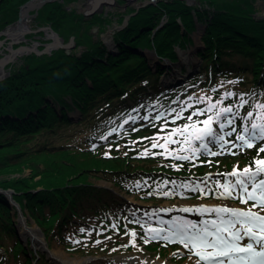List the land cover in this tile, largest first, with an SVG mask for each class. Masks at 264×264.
<instances>
[{"label": "trees", "instance_id": "obj_1", "mask_svg": "<svg viewBox=\"0 0 264 264\" xmlns=\"http://www.w3.org/2000/svg\"><path fill=\"white\" fill-rule=\"evenodd\" d=\"M25 1L0 0V30L18 18ZM253 11L252 0L144 3L130 8L124 25L112 30L115 49L110 50L88 30L95 18L103 30L108 17L94 14L87 20L89 17H81L74 8L67 9L64 1L45 0L33 13L34 24L49 25L64 40L83 27L77 42L84 46L78 54L63 48L26 53L0 79V174L10 176L0 180V264H32L26 250L33 254L19 237L11 214V208L14 214L17 209L10 206L5 189L12 190V198L22 212L27 208L52 235L59 230L67 235L63 226L73 217L74 226L81 218L111 225L109 232L118 234L127 226L152 221L141 215V206L94 180L110 181L138 198L155 201L165 197L169 189H161L164 178L202 177L209 171L253 168L256 160H264V152L258 151L261 145L246 148L238 155L202 154L189 160L165 154H103L107 143L126 145L136 137L140 147L147 144L149 139L142 140V133L153 132L164 118L100 138L122 121L137 97L156 89L161 71L152 70L145 55L134 48L149 47L173 60L177 56L172 43L185 46V41H190L188 33L198 28L203 31L204 45L197 51L201 58L199 73L188 79L190 85L200 82L193 90H208L210 83L238 76V83L244 86L241 92H261L264 100V16H255ZM162 19L153 30L154 23ZM223 88L220 84L217 90ZM178 91L163 97L171 99ZM243 107L248 109L250 104ZM75 109L80 112L78 124L68 115ZM259 117L264 120V116ZM237 119L238 126L241 118ZM135 182L141 185L136 187ZM193 192L201 194L198 189ZM78 232L83 233L79 228ZM96 235V228L90 229L89 239ZM34 263L50 264L41 250Z\"/></svg>", "mask_w": 264, "mask_h": 264}, {"label": "rangeland", "instance_id": "obj_2", "mask_svg": "<svg viewBox=\"0 0 264 264\" xmlns=\"http://www.w3.org/2000/svg\"><path fill=\"white\" fill-rule=\"evenodd\" d=\"M61 1L65 2L67 9L74 8L78 14H81L84 9L89 7L92 0ZM147 1L148 0H132L127 5H124L123 2L120 3V0H115L113 3L101 4L99 6L101 8L100 12L96 14L98 17H108L109 22L104 26L105 28L101 30L100 26L95 21L98 18L93 19L94 21L90 24V26L88 25L90 34L95 39L102 40V42L106 44L110 50H114L115 46L110 44L111 40L109 38L113 30L112 24L121 26L125 23L128 15L127 11L130 8H135L140 4L146 3ZM153 1L157 2L158 0ZM184 1L188 3H196L199 0ZM43 2H40L39 0L40 5ZM252 3L254 4L253 14L258 17L264 16V0H252ZM33 10L34 8H31L28 14V24L30 30H27L20 39L13 40L6 33H0V40H2V43L0 44V59L6 58L9 55L11 56L9 60L3 63L2 67L0 65V75L3 71L4 74H6L9 68L15 67L20 62L19 59L21 55L29 53L27 50H23L22 52H18L13 55L10 51V48L14 49L20 45L25 44L32 46V44H34L36 49L43 50L46 44L54 41L52 32L46 26H43L45 28L35 30L37 29V26L34 24L33 19L31 18V13H34ZM86 19L88 20L90 17ZM154 20L155 19H153V21ZM163 21L164 20L162 19L155 22V25H153V30L159 27ZM11 25L12 24H9L8 27ZM83 30L84 28L82 27L78 30V32L75 31V37L68 48V52H75L77 54L80 53L84 45L83 43L77 42V39L80 37ZM202 33V30H194V32L190 34L191 41L189 43L185 41L186 45L182 47V51L177 53V59L174 62L165 61L166 57L159 59L154 53H152V50L150 49L148 50L143 48L141 50H135L141 54H145L147 62L149 66L152 67V70L161 71L157 78L158 82H156V89L149 91L141 97H137L134 107L131 108L129 112L122 118V121L118 124H113L109 131L101 135L100 138L105 139L111 132H121L128 128H133L136 125L142 126L149 124L151 121L154 122L159 118H164V120H160V122H158L156 129L153 132L142 133V140L145 138L149 139L147 144L140 147V145H137L139 144V139L136 137L128 140L126 145L121 143H118L117 145L107 143L104 145L103 154L109 155L111 153H117L121 151L125 152L126 154H133L134 156L141 157L165 154L166 156H173L177 158L180 155H186L194 159L201 154H205L203 147H201V141L192 139L191 136L186 138L180 133L174 132V129H183V126L188 124V131L191 133L193 131L192 125L195 124L197 129L211 126L213 131L221 135L227 132H232L231 136L226 135L227 139H225V141L227 144L223 149H221L218 144L209 143L208 138H205L204 143L208 145V149H210V151H220V153H224L229 152L235 147L241 145V142L236 140V137L238 135L247 136V134L244 132L245 127L251 129L252 123L264 124V120H260L259 117V115L264 116V108L259 107L260 105H264L261 92H250L248 94L241 92V89H243L244 86H242L243 84L241 85L238 83V76L231 79H221L219 82L225 88L219 90H217L220 85L219 82L215 84L210 83L208 90H193V88L198 86L200 83L199 81L191 83V85L188 84V79L199 73L201 61L199 55L196 52L198 49L203 47V43L201 41ZM66 41V39L64 40L62 38V45L65 44ZM186 55L189 56V60L185 57ZM173 90L179 91L171 99L165 100L163 95H168ZM215 90L218 92L215 93ZM229 93L233 95H227ZM241 98L243 101H245V103H242ZM226 99H229V101L225 102ZM218 101L219 103H217ZM246 103L250 104L248 109L243 107V105ZM212 104H216V107L211 108L210 106ZM226 107H232L233 113L220 114V110ZM249 112L252 113V116L250 117L248 116ZM218 114H220L219 120H217ZM68 115L76 124L80 122V114L75 110L69 111ZM233 115L234 123L221 130L219 128V123L224 122L226 116L228 118H233ZM189 117H191V119H189ZM209 117L212 119L209 120ZM237 117L241 118V123L238 125L239 129L237 128L238 130L236 131V122H238ZM245 119L249 120L248 124L243 123ZM205 120H209V125L202 123ZM197 121L200 123H197ZM233 129L235 130L233 131ZM169 140L175 142L169 143ZM188 141H190V143ZM154 143L158 146L153 147ZM261 144L264 145V141H262ZM130 145H134V147L129 148ZM136 145L137 147H135ZM159 145H165L166 147H160ZM189 147L198 150L195 155L187 150ZM145 153H147V155H145ZM234 170L238 172L243 171V169L240 170L236 167L233 168L231 172L209 171L207 175L211 178L208 184L200 183L199 180H197L199 178H203L204 176H177L175 178L173 177L171 180L164 178L163 181H161L160 186L161 189L166 187L169 188L166 191L167 195L155 201L148 198L147 200L138 198L134 194L127 193L120 187L114 186L110 181L104 179H92L99 185L111 187V190L125 199H128L129 202L141 206L142 216H149V220L152 221V224H155V222L167 224L170 228L169 230L148 225L149 223L144 225L142 222L137 226H127L125 229L119 231L118 234H112L109 232L111 225H101V222L95 223L92 220L85 221L81 218H78L76 221H78L80 224L77 226L75 225V227L74 224L71 223L76 218L73 217L71 220H69L66 226H63L64 230L66 229L65 231L67 232L68 236L64 233L65 231L63 232L64 234H61V230H59V232L56 231L52 235V233L50 234V232H46L37 223V221L31 217L27 208L23 209V212L19 208L15 216L14 209L11 208V214H13L14 219L16 220L15 223H17L16 226L18 228L19 236L22 242L26 243V241H28L30 238V241L27 243L31 250H42L47 255L50 262H54V258H52L54 257V252V254L60 260L67 263L74 262V264L77 262L74 260H80L76 264H83L84 262L82 263V260H87L88 263L86 264H122L123 262H127V264H136L138 263L136 261L138 257L147 258L153 262L162 261L167 264H196L197 257L190 253L189 249L185 248L183 243H178L179 241L181 242V236L179 234L182 231L187 229V234H191V229L188 228V225L195 223L199 228L203 227L206 223L203 221L200 215L196 214V212L193 210H190L189 206L195 205L196 207L201 208H205L206 206V208L209 210L210 208L207 206L213 205L222 208L231 206L232 204L233 206H236V208H241L244 210L252 208L253 206V201H248L247 204H244L241 203L240 198L232 199L220 195V193L225 191L224 186L227 185V183L229 185H234L236 183V177L230 175V173H232ZM252 170L255 171V168ZM29 172L30 170L27 169L26 173ZM219 173L224 174L226 178L230 176L232 177L228 179V182L226 179H224V186L220 189H217V192L212 190L211 186L213 183L212 179L220 176L221 174ZM7 178H10V176L6 174H0V180ZM260 179H264V173L257 177V183ZM219 180H223V178ZM135 185L136 187H139L141 182H135ZM154 187L158 188L157 186ZM207 187H209L210 190H208ZM196 188H203V193L196 195L193 192ZM249 191H252L251 185H249ZM185 209H187V211ZM257 210L258 209L253 208V211ZM18 213L22 216L23 226L31 227L33 224H37L40 229H42L46 244L41 243L42 241H39L37 236L35 239L33 234V236L30 237L28 233H25V229L17 219ZM223 214L227 215L226 213L222 212H217V214L214 215L218 218L223 216ZM261 214H264V210H261ZM217 218L214 220L219 223L220 218ZM228 218L230 217L228 216L226 219ZM208 226L211 229V225L209 224ZM78 228L79 230H82L83 233L78 232ZM94 228L97 230V235L95 238L93 237V239L90 240L89 231L90 229ZM26 254L28 255V249L26 250ZM33 260L35 262V258L30 259L32 264ZM201 264H207V262H201Z\"/></svg>", "mask_w": 264, "mask_h": 264}, {"label": "snow or ice", "instance_id": "obj_3", "mask_svg": "<svg viewBox=\"0 0 264 264\" xmlns=\"http://www.w3.org/2000/svg\"><path fill=\"white\" fill-rule=\"evenodd\" d=\"M227 95L233 94L229 93ZM241 100L242 103H245L242 98ZM210 107L215 108L216 104H212ZM259 107L264 108V105H260ZM232 113V107L220 110V114ZM220 114L217 115V120H219ZM248 116H252V113L249 112ZM211 119L209 117V120ZM209 120H205L202 123L209 125ZM197 123L200 122L197 121ZM233 123L234 115L233 118L226 116L224 122L219 123V128L221 130L225 129ZM188 129L189 125L185 124L183 129L177 128L173 131L180 133L186 138L191 136L192 139L201 141V147H203L205 153L213 156L220 153L210 151L208 145L204 143L205 138H208L209 143L218 144L223 149L227 144L225 135H232V132H227L223 135L218 134L213 131L211 126L197 129L194 124L192 125L193 131L191 133H189ZM244 132L247 136L238 135L236 137V140L242 142L241 147H253L254 144L250 141H264V124L252 123L251 129L245 127ZM168 142L172 143L175 141L169 140ZM188 142L190 143V141ZM157 146V144H153V147ZM159 146L166 147L165 145ZM187 150L193 153V155L198 151L191 147ZM258 151L264 152V147H261ZM178 158L181 160L191 159L190 156L186 155H180ZM255 164L257 165L255 171L249 167L243 169L242 172L234 170L230 173V175L236 177V183L234 185H225V191L220 193L221 196L226 198H240L241 203L244 204H247L248 201H253L252 208L247 210L236 207L212 209L213 211L227 213L230 218L224 219L221 217L219 223L210 221L199 228L197 224L193 223L188 225V228L191 229V234H187V229L179 234L184 247L197 257L196 264H201V262H207V264H264V214H261V210H264V179H260L257 183V177L264 173V160H256ZM249 185H251L252 191H249ZM253 208L258 210L253 211ZM185 210L187 211V209ZM204 210L209 211L207 208ZM209 224L211 225V229L208 226ZM245 237L250 238L252 242L241 245L240 241ZM254 245H258L260 250H257Z\"/></svg>", "mask_w": 264, "mask_h": 264}, {"label": "bare ground", "instance_id": "obj_4", "mask_svg": "<svg viewBox=\"0 0 264 264\" xmlns=\"http://www.w3.org/2000/svg\"><path fill=\"white\" fill-rule=\"evenodd\" d=\"M39 4V0H31L29 2H27L26 4H24L22 6V8L20 9V15H21V19L19 21H16L15 23H12L11 26L8 27V25H6L4 28H2L1 30H4V33H6L7 35H9L13 40H18L20 39L24 33L29 30V24H28V14H29V10L31 8H35L36 6H38ZM8 27V28H7ZM187 52V51H186ZM30 53V52H29ZM197 53V52H196ZM10 56V55H9ZM186 58H188L189 60V56H185ZM189 205V204H188ZM230 205V204H229ZM205 206V205H204ZM210 208L209 211H205L204 209L206 208H201V207H196L195 205H190L189 206V209L190 210H193L194 212H196V214L200 215L201 218L203 219V221L205 222H208V221H215L214 219H216L217 217L214 215V214H217V211H213L212 209H218V208H221V207H218V206H207ZM227 207H236V206H233L231 204V206H227ZM19 214V213H18ZM227 214V213H226ZM229 216V214L227 215H224L223 216H220L218 218H221L223 217L224 219H226L227 217ZM230 217V216H229ZM217 218V219H218ZM23 223V221H22ZM36 223V222H35ZM255 230V229H254ZM25 233H29V234H33L35 236V239L37 238L39 241H42L41 243L43 244H46L45 241H44V235H43V232H42V229H40V227L37 225V224H33V226L31 227H27L25 226ZM37 236V237H36ZM251 239L250 238H244L243 240L240 241L241 245H244L246 243H251ZM254 247L257 249V250H260L259 249V246L258 245H254ZM53 258H54V261L56 263H61V264H74V262H70V263H67L65 261H62L60 260L53 252ZM69 257V256H68ZM74 261H80V260H74ZM89 261V260H88ZM138 263L136 264H167L165 262H162V261H157V262H153L152 260L150 259H147V258H140L138 257L137 260H136ZM75 262V264L77 263ZM83 264H86L88 263L87 260H82L81 261ZM122 264H127V262H123Z\"/></svg>", "mask_w": 264, "mask_h": 264}, {"label": "water", "instance_id": "obj_5", "mask_svg": "<svg viewBox=\"0 0 264 264\" xmlns=\"http://www.w3.org/2000/svg\"><path fill=\"white\" fill-rule=\"evenodd\" d=\"M29 1H31V0H28V1H26L25 3H23V4H21V6H20V9L22 8V6L24 5V4H26L27 2H29ZM43 1H45V0H40V2H43ZM115 0H92L91 2H90V5H89V7L88 8H86V9H84L82 12H81V17H83V18H86V17H91V16H93L94 14H96V13H98V12H100V5L101 4H103V3H107V4H109V3H113ZM132 0H120V3L121 2H123L124 3V5H127L129 2H131ZM148 2H154L153 0H148L146 3H148ZM188 3V2H187ZM144 4V3H143ZM39 5H40V3H39ZM38 5V6H39ZM141 5V4H140ZM38 6H36V7H38ZM35 7V8H36ZM136 8V7H135ZM20 9H19V15H18V18H17V20L16 21H19L20 19H21V15H20ZM13 23H15V22H13ZM124 24H122L121 26H118L117 24H112V28L113 29H118V28H120V27H122ZM97 26V25H96ZM42 28H45V27H39V28H37V29H35V30H38V29H42ZM47 28H49L50 29V31L52 32V34H53V38H54V41L53 42H50V43H48V44H46L45 45V48L42 50V49H36L35 47H34V44H32V46H29V45H20V46H18L17 48H10V51H11V53L13 54V55H15L16 53H18V52H22L23 50H27L28 52H35V53H37V54H42V53H45V52H47V53H50L51 52V50H53V49H56V48H63L66 52H68V48H69V46H70V44L73 42V40H74V37H75V34H71L68 38H67V41H66V43L65 44H63L62 45V43H61V39H62V37L61 36H59V34L55 31V30H53L51 27H47ZM30 30V29H29ZM4 32V30H0V33H3ZM109 38H110V44L112 45V46H114V42H113V39L111 38V36H109ZM0 43H2V40H0ZM11 58V56H7L6 58H1L0 59V65H1V67H2V65H3V63H5L7 60H9ZM9 74V70L6 72V74H4V71L1 73V75H0V79H2L3 77H5V76H7ZM1 190H3V189H1ZM4 192H5V194L7 195V198L8 199H12V190H10V189H5V190H3ZM18 220H19V222L22 224V216L20 215V214H18V218H17ZM22 226H23V224H22ZM23 228L25 229V226H23ZM27 233V232H26ZM29 234V233H28ZM30 235V237H32L33 235L32 234H29ZM53 258V257H52ZM50 259H51V257H50ZM55 262V261H54ZM61 264V263H60Z\"/></svg>", "mask_w": 264, "mask_h": 264}]
</instances>
